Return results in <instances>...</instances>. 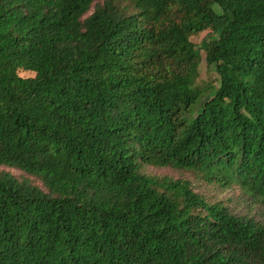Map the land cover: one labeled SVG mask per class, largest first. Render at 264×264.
Returning <instances> with one entry per match:
<instances>
[{"label": "trees", "instance_id": "obj_1", "mask_svg": "<svg viewBox=\"0 0 264 264\" xmlns=\"http://www.w3.org/2000/svg\"><path fill=\"white\" fill-rule=\"evenodd\" d=\"M144 167L264 206V0H0V264H264V221Z\"/></svg>", "mask_w": 264, "mask_h": 264}, {"label": "rangeland", "instance_id": "obj_2", "mask_svg": "<svg viewBox=\"0 0 264 264\" xmlns=\"http://www.w3.org/2000/svg\"><path fill=\"white\" fill-rule=\"evenodd\" d=\"M214 38L209 31H204L191 38V41L201 51V63L199 66V81L210 82L215 84L216 75L211 70L208 71L203 61L204 48L208 40ZM26 75V74H22ZM0 170H7L15 176L19 175L18 171L0 168ZM143 172L149 176H156L159 178L168 177L174 180H186L191 183L193 190L209 203L221 202L229 211L236 216L252 217L255 221H264V206L253 205L250 199L242 195L240 191L234 186L229 189H219L215 185H208L198 177L191 173L172 170L169 168H152L144 167Z\"/></svg>", "mask_w": 264, "mask_h": 264}]
</instances>
